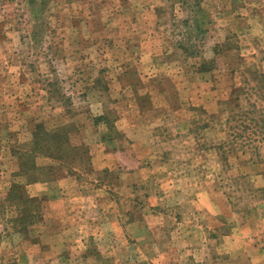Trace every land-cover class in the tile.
Instances as JSON below:
<instances>
[{"label":"rangeland","instance_id":"374dc122","mask_svg":"<svg viewBox=\"0 0 264 264\" xmlns=\"http://www.w3.org/2000/svg\"><path fill=\"white\" fill-rule=\"evenodd\" d=\"M0 264H264V0H0Z\"/></svg>","mask_w":264,"mask_h":264},{"label":"trees","instance_id":"16d2710c","mask_svg":"<svg viewBox=\"0 0 264 264\" xmlns=\"http://www.w3.org/2000/svg\"><path fill=\"white\" fill-rule=\"evenodd\" d=\"M56 132H58V130H54V131H49L46 135H54ZM47 141L45 142V139L43 141H40L39 137H38V141H39V144L40 146L42 147V149H44L45 151L47 150H50V145H51V141H52V138L51 137H47L46 138Z\"/></svg>","mask_w":264,"mask_h":264}]
</instances>
